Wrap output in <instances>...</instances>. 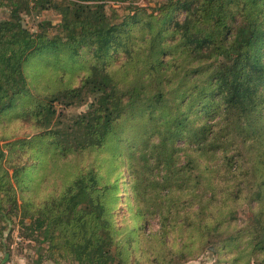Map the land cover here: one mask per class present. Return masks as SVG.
Masks as SVG:
<instances>
[{
    "label": "trees",
    "instance_id": "obj_1",
    "mask_svg": "<svg viewBox=\"0 0 264 264\" xmlns=\"http://www.w3.org/2000/svg\"><path fill=\"white\" fill-rule=\"evenodd\" d=\"M8 1L10 17L0 20V116L24 109L21 111L23 118L31 117L35 127L43 131L30 141L38 146L30 163L15 171V176H19V188L32 184L31 196L19 204L14 195H8L12 191L10 182H5L0 175V192L8 197L12 211H19L21 223L28 221L21 240L46 244L51 257L58 251V256L69 255L78 264H124L121 254L112 251L117 245L116 232L122 230L116 223L124 177L99 184L92 167L79 169L75 175L66 169V174L75 177L67 181L59 193L42 200L35 197L43 188L53 157L48 158L49 153L56 151V154L68 156L88 150L100 151L106 146L117 153L129 148L126 158H121L122 162L129 159L132 165L137 163L139 167L140 161L147 163L151 155L150 141L146 137L149 129L160 132L155 145L158 151L171 150L166 166L181 172L182 169L176 167L177 151H185V165L197 166L207 175L206 186L214 199L221 193L240 189L242 183L235 182V176L246 175L251 181L250 187L256 189L253 192L256 206L251 209L263 216L264 0H164L159 6L162 17L156 20L153 29L152 24L148 25L152 33L144 44L137 45L133 57L112 72L100 64V60L120 46L122 27L128 22L121 25L106 22L104 12L99 11L102 6L94 4L103 0ZM22 1H30L33 10L46 6L60 11L62 21L58 28L63 38L57 35L47 39L41 31L31 33L23 25L19 13ZM178 10L184 11L182 20L175 18ZM46 24L51 27L50 22ZM124 31L128 29L124 28ZM83 49L87 58L94 62L74 83V77L64 67H73L74 61L83 56ZM61 55H65L64 61H60ZM38 63L35 72L53 64L61 66L60 77L67 82L61 89L45 95L44 100L35 99L29 88L35 77L29 76L27 67ZM128 67L136 73L127 83L119 72ZM173 76L177 82L173 87L162 83ZM154 85L157 88L149 90ZM34 101L36 104L26 108V103ZM87 102V110L65 124L61 117H55L57 103L69 109ZM192 111L200 123L189 119ZM213 114L224 116L215 124L200 121L201 116L208 118ZM145 120L148 124L143 130L145 138L141 134L139 139L132 137L122 142L127 130L134 126L139 129L137 121ZM216 126L218 130L213 129ZM161 128L163 131H159ZM186 137L191 144L176 149L174 142ZM201 140L210 141V146L219 141L226 152L234 144L235 151H238V144L251 150L240 159H234L232 154L225 163L224 171L234 179L230 184L222 180L210 158L203 157L205 150L200 145ZM3 157L0 150V164ZM158 158L161 156H157L156 161ZM132 168L135 173L132 191L142 201L136 217L144 221L145 205L149 203L147 195L144 197V179L135 167ZM195 170L198 175L199 170ZM202 175L198 177L202 179ZM165 179L168 180L167 177L154 180L158 189L148 195L150 200L160 198L155 206L161 219L182 218L177 225L184 232L183 248L201 243L210 232H220L222 227L217 219L220 198L210 210L209 202L193 189H184L185 193L169 197V191L165 193L170 189ZM187 195L192 198L180 203ZM192 199L197 200L199 210L193 211L194 216L186 211L181 213L186 205L195 204ZM1 203L2 199L0 210L4 211L7 221L8 212ZM234 203L226 196L221 208H230ZM237 236H230L235 244L238 243ZM143 238H146L145 234ZM257 243L264 246V225ZM41 258L40 252L38 259Z\"/></svg>",
    "mask_w": 264,
    "mask_h": 264
},
{
    "label": "rangeland",
    "instance_id": "obj_2",
    "mask_svg": "<svg viewBox=\"0 0 264 264\" xmlns=\"http://www.w3.org/2000/svg\"><path fill=\"white\" fill-rule=\"evenodd\" d=\"M162 1L164 0H121L119 2L103 0L94 3L102 6L99 11L104 12L106 22H112L116 25H121L124 21L128 22L122 27L123 32L120 34V46L111 51L106 59L100 60V64L112 72L126 63L128 58L134 56V49L137 45L144 44V40L152 33L149 31L148 25L152 24L151 27L153 29L156 20L162 17V11H159ZM9 5L8 0H0V20L9 19V11L11 9ZM32 7L30 1L29 3L23 1L20 3L19 13L23 25L31 33L45 32L47 39H53L57 35L63 38L58 28L62 21L60 11L46 6L37 10H33ZM27 10H31V12L28 13ZM183 17V10L176 11L175 18L182 20ZM46 22H50L51 27ZM124 28L128 29V31L125 32ZM83 51L84 49L81 52ZM82 54L83 56L78 57L74 61L76 64L72 65L73 67H64V70L74 77V83L79 81L80 77L85 74L88 66L94 62V60L87 58L85 51ZM64 59L65 55H61L60 61H64ZM39 64H32L30 67H27L29 76L35 77L32 81L33 85L29 88L31 95L35 99L44 100L45 95L61 89L66 86L67 82H63L60 77L62 73L61 66L53 64V66L45 67L43 71L39 70L35 72L34 70ZM119 73H121V76L128 83L132 74L136 72L131 67H128ZM119 73L116 74L117 77ZM44 75L45 80L41 81ZM174 80H176L175 76L164 79L162 83L165 86L170 85V87H173L177 83ZM156 88L157 85H154L149 90H155ZM35 102L26 103V108H29ZM88 103L69 109L64 108L61 103H57L55 104V117H59V119L61 117L62 123L65 124L79 113L85 112L88 108ZM22 110L17 113H15L16 111L11 113V111L0 116V150L4 154L0 164V175H3L1 179H4L5 182H10L12 191L10 190L8 195H14L19 204L23 202V199L31 196L33 186L32 184H27V186L19 188L17 186L19 176H15V171L30 163L33 153L38 148L37 145H32L30 141L32 138L43 133L42 129L35 127L34 120L31 117L23 118ZM193 111L190 113L189 119L196 122V116ZM223 116V114H213L210 117L208 116V118L201 116L200 121L215 124L220 122ZM137 124L140 128L137 129L134 126V128L127 130L122 142H126L127 139L132 137H135L133 140L139 139L138 137L141 134L145 138L146 135L143 136V130L148 126L146 120L144 122L137 121ZM218 128L216 126L213 129L218 130ZM229 130L230 126L227 128L228 132ZM159 131H163V129L161 128ZM159 133L149 129L146 137L150 141L149 148L151 155L148 157L149 161L147 163L143 164L140 161L141 166L139 167L137 163H133L134 165H132L129 159L125 163L122 162L121 158H126L129 148L126 150L121 149V152L117 153L112 152L108 146L100 151L88 150L87 152H78L68 156H63L62 153L56 154V151L53 154L49 153L48 158L51 155L53 157H51V161H49L47 167L43 188L35 198L42 200L56 195L79 169L86 168L88 170L92 167L99 184L108 180L113 182L121 178V176L124 177L123 190L120 191L121 206H118L120 213L116 223L117 227H120L122 230L116 232L117 249H113L112 247L114 253L119 252L121 254L120 258L124 260V264H264V246L257 243L259 236L262 235L264 214L260 216L256 214L257 210L251 209V206H256L253 196V192H256V189L250 187L251 181L248 180V177L246 175L235 176V182H241L242 187L235 191L221 193V195H217V198L214 199L211 197L210 189L206 186L208 182L206 180L207 175L197 166H192L191 164L190 166L185 165V151H177L178 163L176 167L182 169L181 172L174 171L172 166H166V159L169 160L171 150L158 151L155 148L159 139ZM237 141L239 143V139ZM190 142L188 137L177 139L174 142V147L176 149L184 147ZM210 143V141L205 142V140H201L200 145L205 150L203 157L210 158L211 162L217 166L218 174L222 180L226 184H230L234 179L224 171L225 163L231 158L232 154L234 159H240L243 155L249 154L251 150L242 148L238 144V151H235L236 144H234L226 152L219 141L213 146H210ZM173 152L175 153V150ZM157 156H161V158H158L159 160L156 161ZM56 165H59V168ZM132 167H135L140 172L141 179H144V197L147 195L146 201L149 202L145 205L147 213L144 212V221L136 217L137 207L142 201L139 198L137 199L132 191L131 183L135 175ZM66 169L73 171L74 175L66 174ZM195 169L199 170L198 175L203 174L202 179L198 177ZM26 176L23 177L24 180ZM163 177H167L168 179H165V183H167L166 186L170 189H166L165 193L169 191V197L185 193L184 189H193L204 201L209 202L208 208L210 210L215 208V204L219 198L221 202L224 201L226 196L233 199L235 203L227 209L221 208L223 206H221L220 202L219 214L217 216L222 227L220 232H210L201 243L195 242L192 248H183L181 245L184 241L182 238V233L184 232L180 231L177 225L179 222H182V218L175 220L161 219L158 208L155 206V202L160 200V198L150 200V195H148L151 194L150 192L158 189L154 180L160 181ZM198 179L200 182L197 181ZM6 189H9L8 186H6ZM191 198V195H187L182 198L180 203H184L185 200ZM0 199H2L1 205L8 212L9 218L6 221L3 215L4 211L0 210V264H78L72 261V257L69 255L58 256V251L54 257H51L52 255L47 251L46 244L40 245L36 241L28 239L21 240V237H24L26 233L25 223L28 221L21 223L19 211H12L10 203L7 202L8 197L2 192H0ZM192 201L195 203L194 205H191V207L186 205L180 212L186 211L194 216L193 211L199 210V204H197L196 199H192ZM163 210L165 212L166 207ZM122 215L123 217H121ZM165 228H167L166 232H164ZM181 228H183V225ZM143 234L146 235V238H143ZM234 234L239 235L237 236V244L230 239V236ZM142 251H145V253ZM40 252L42 254L41 260L38 259Z\"/></svg>",
    "mask_w": 264,
    "mask_h": 264
},
{
    "label": "built area",
    "instance_id": "obj_3",
    "mask_svg": "<svg viewBox=\"0 0 264 264\" xmlns=\"http://www.w3.org/2000/svg\"><path fill=\"white\" fill-rule=\"evenodd\" d=\"M19 240V239H18Z\"/></svg>",
    "mask_w": 264,
    "mask_h": 264
}]
</instances>
